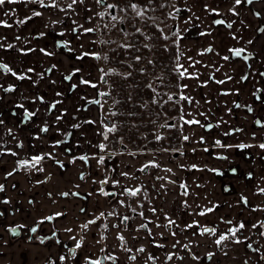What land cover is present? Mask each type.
Wrapping results in <instances>:
<instances>
[{
  "label": "snow or ice",
  "instance_id": "6c2138e0",
  "mask_svg": "<svg viewBox=\"0 0 264 264\" xmlns=\"http://www.w3.org/2000/svg\"><path fill=\"white\" fill-rule=\"evenodd\" d=\"M230 7L227 8V13H230L231 16L239 17L241 12L239 9L243 8L245 5L252 6L249 8L252 15L255 16L259 21H264V17H262V12H264V0H229ZM259 3L260 9L256 10V4ZM6 4L8 5H21L23 4L25 7L28 5H37L40 9L44 10H53V14L63 13L64 17L70 21L69 24L65 25L64 19L52 20L50 24L52 26L55 25H65V27L57 32L55 35L61 37V39L54 41L55 49H63L67 54H73L74 59L79 62L85 61V58H91L95 61H104V62H112V57L109 56L106 52H101L95 49L85 50V45L83 42L78 44V48H74L70 40L65 39L64 37L68 32H71L75 35V39L77 41H81V38L93 33L103 32V31H111L116 30L118 25H123L130 23L133 20H144V21H152L153 26L159 31L160 36L159 39L164 41L162 45L164 52H169L170 48L175 49L174 55L171 57V62L167 65H162V68L167 69V71L175 76V83L172 84L170 80H166L165 74L162 71L159 75L155 76L152 81L146 83L144 87L151 92V96L148 101H145L139 105L134 104V98L132 95V91H135L136 88L139 87L137 84H130L129 89L132 91L128 92V95L125 98V101H121L120 99L113 98L112 93L115 91L116 87L120 86L119 82H127L130 79H133L134 73H137L141 76L147 75L148 69L146 67H137L142 64V62L146 59L143 54L140 53L141 47L148 50V52H152L154 45L149 43H144L137 46L139 41L135 42L127 41L124 43H117L115 40L98 38L91 40V44H99V45H112L116 44V48H112L111 51L114 54H119L123 56V58H118L116 63H118L121 67L126 68L127 71H120L118 68H103L97 66V71L99 76L96 81H93L91 78H85L84 69L82 67L73 66L71 71L67 74L61 73L62 79L59 81L60 84L64 82H68L67 92H75L78 91L80 86H87L91 89L96 90V96L89 98L87 95L81 96L80 99L84 100L85 105L76 106V111H87V105H97L99 109L100 118L98 120L93 119H84L78 120L77 117L73 116L71 123V128L73 129H83L84 125L96 126L95 136L100 137L101 139L93 144L91 140H88L85 136V143L89 144L93 149H97L98 151H93L91 153L84 152L79 155H73L74 148H79L80 141L77 140L75 144L68 143V138L72 137V132L66 131L63 129L62 122L68 117L69 110L63 107L65 92L56 90V86L58 81L55 79H51V75L54 70L57 69V64H51L49 67L37 71L34 67H26L20 69L19 71L14 70L13 67L9 65V63L4 62L0 59V70L3 71L4 74H10L15 78V81H29L30 86L35 88L42 81H44L47 77V83L53 87L54 95L58 99H52L51 101L46 100L45 96L36 93L35 95L28 96L21 94L18 97L17 102H14L13 109L11 110V116L17 117L20 116L21 119L19 121L20 124L27 125L30 122L34 123L33 118H37L41 112V108L37 107L34 110H30V106H26L24 101H29L30 105H35L39 103L44 106V114L47 116L49 114L58 113L54 115V119L52 124L50 125L47 119L42 120L40 125H37L38 131L32 135V139L36 141H40L42 139L41 134L49 133L53 128H55L56 133L59 136H62L63 139H55L50 144L49 147L52 151L49 152H40L38 154H33L26 157L20 156V151L23 150L25 145L23 140L18 139V134L13 131L12 127H8L7 131L3 133V136H0V157L2 156H11L17 158L15 161V166L11 171H7L4 175V179L12 177L14 174L19 172L20 170H27L29 172L35 171L38 173L45 172V168L43 166V162L45 160H51L54 162L56 166L61 170H66V165L64 160L58 158V153L56 149L61 145H65L64 152L66 153L68 158V164L75 165L77 161H81V169L78 173V178L80 181H85L86 177H90L91 173L83 170L85 167L91 168V161H95L97 166V171L103 169L104 175L102 179H92V183L98 185V188L95 190L96 194L103 196L105 198L111 197L115 203L111 206V210L105 212L100 211L98 214L94 215L92 218L86 219L83 223L78 225L79 231L77 232L72 227H66L63 231L69 234V239L73 242L72 246H69L68 243H64L59 238H57V230L53 229L51 234L48 236H37L36 239L39 240L41 244H44L45 241H51L55 239V243L62 244L63 252L57 257L60 262H70L75 260L76 264H80L82 260L84 264H106V262H110V264H121V257L116 254L115 251H112V245H109L107 241L109 240V232L110 229H114V239L116 241L115 247L118 248L122 253L125 254V259L128 261L137 262L138 256L143 254V264H157L159 261L160 264H170L173 261H179L180 264H185L186 259L190 257L189 264L195 262V264H202V257L192 249V240L188 239V242L182 243L180 239L177 237L179 235L185 234L188 230H193L191 232L192 237L200 236V237H214L212 243L215 245L216 249L226 258L229 256L228 246L229 244L241 245L246 244V248L251 250L252 253L257 254L258 259L251 260V264H264V245H261L258 240L254 242H249L254 240V236H259L260 238H264V219H257L255 222L246 219H225V217L221 216L220 222L228 225L226 231H219L217 227L207 226L201 224L199 220L193 219L191 222H184L183 224L179 223L172 216H169L167 212L164 211L163 208L158 209L153 205L152 199L150 197V193L148 191V187L140 182L139 177L135 176L132 171H119L117 172L118 165L113 167L110 165V161H112L118 155H129L133 158L137 156H144L148 153H151L154 158L147 160L142 163L141 166L136 169V171L140 173H146L149 169L162 170L164 173L169 175H155L153 177V182L151 183L152 191L156 193L155 198L159 199L162 196H166L170 191L169 185L178 188L179 196L184 199L181 200V207L184 209H191L192 204H195L196 200L201 198V193L196 192L195 189H202L204 185L198 183L196 180L192 181V185L194 188L189 185L187 180H177L172 177L175 176V172L171 167H163L161 162L156 158L157 152L156 150L147 148L145 145L143 148H138L137 151L127 152V144L124 143V137L118 136V139L115 143L122 145V149L120 152L109 151V142L112 140L113 136H117L122 125L117 121L114 122L110 120L108 117L111 116L113 118L126 116L128 118H139L143 120L144 116L142 113L133 111L131 109L126 112H121L118 108L122 103H127L128 105H132L133 108L139 107L148 110L149 105H157L159 109L164 108L168 104H172L178 109V117L172 118L174 121L168 123L167 119L164 124L159 125V128L166 130H178L181 135L180 139L182 142H194L196 144H206L207 141L203 135L199 137V140L193 141V138L187 134H184L185 126H198L200 128L205 129L206 131H210L213 128H219L222 124H228V121L224 120L222 117L218 119L215 123L212 122H202L198 117H204V121H210V116L212 109L208 107L206 110H201L205 105H211L212 101L208 99V94L206 93L202 97L201 100H197L194 96L188 94L189 84L184 83L183 81H195V87L198 89L208 88L211 84L215 85H226L227 83H234L236 85H241L243 82L254 80L258 75L261 78H264V71H256L249 72L245 71L243 75L239 77V79H234L233 74L231 72H223V78H217V73H221L226 65L230 64L233 59L238 58L243 61L246 65L247 69H253L254 65L258 62L264 64V61L258 60V54L249 51V45L254 44L253 39L244 38L241 33V29H236L235 31H230L229 35L233 41H235L234 46H230L226 49L227 54L221 55L216 48L209 44L207 47H204L196 52V56L201 59H196L192 55H187L185 51L181 49V41L183 40L182 31L179 25H176L175 30L171 31V34H166L163 28H160L158 24L155 23L159 17H155L149 15V13L155 12L157 10V0H125L124 6L120 5L119 0L114 3H109L108 0H70V2L63 4L61 0H0V9H2ZM96 6H102V11H94ZM160 9H164L169 7L167 3L158 4ZM173 11L169 12L167 15L169 18L173 20L178 19V15H174V13L178 14L182 11L181 8L176 7L175 4L171 5ZM84 11L85 15L81 17L80 11ZM204 12L207 15H214L216 17H223L224 13L220 11V9L212 4L205 3L203 4ZM30 15L25 14L23 18L16 16V9H8L3 11L2 17L0 18V27L6 29H12L13 25H26L29 21H32L34 17H42L43 12L37 10L36 8L29 9ZM186 11L191 13L188 15L186 19L183 20L184 25L192 24L193 21H200L201 17L197 16L195 12L192 11L191 8H186ZM14 17L12 23H9L8 18ZM75 17V18H73ZM108 19V23L100 24L99 22L94 23V21H102L104 18ZM84 20L85 23H81V20ZM163 22V21H162ZM236 23L235 20H227L224 18L214 19L212 21L213 25H223L226 26L227 29H233V25ZM244 27H248L247 24H244L243 21H240ZM49 23L44 24V28L48 29L50 27ZM86 24L93 26H86ZM134 31L129 32L126 28L120 27L118 30L124 37L132 36L135 38L137 34L143 37L145 40L151 41L154 39L153 36L147 35L142 28L135 27L133 25ZM171 27V26H169ZM254 30L258 33L264 34V22L257 23L255 25ZM183 31H187L185 27ZM51 33L47 31H38L35 35H31L30 39L26 37H22L17 34L14 37L15 41H20L22 45H30L33 40L39 41L41 38H45ZM200 36H211V29L200 31ZM8 37L0 35V50H4V52H0V56L6 55L7 50H14L22 56H27L28 54H34L39 52L44 57H54L57 55L55 50H49L47 47H17L13 42H7ZM168 41H171V46L168 44ZM243 41V44H241ZM122 50V51H121ZM126 54V55H125ZM208 54H213L219 58V60L223 61L224 64L218 63V61H210L205 64L203 62V57ZM250 59L252 63H249ZM157 61L155 58H148L147 65L151 67H155ZM197 65H200L204 69H210L207 72V78L202 79L205 75L204 72H201ZM189 69H192L191 71ZM79 74V79L77 82H72L74 77ZM35 77V78H34ZM109 77L119 78V82L116 79L110 80ZM100 84L105 85V90H100ZM175 87L176 92H163L160 89ZM0 92L4 94L8 93H16L17 85L16 83H10L5 86L3 83H0ZM220 96L228 97L232 95H239L240 88L236 87L234 89H225L221 88L218 90ZM167 97L164 99V97ZM251 96L254 97V104H259L264 106V88L255 87L251 92ZM112 98V105L108 108L107 112L104 111V105L107 103V100H102L101 98ZM4 99L3 96H0V101ZM185 104H187L192 110L188 111L185 109ZM232 107L227 106L225 104L226 112L228 115H232L234 109H243L249 114H254L255 109L253 104H241L235 100L231 101ZM16 109L21 110L17 112ZM157 117L160 116V112L157 111L155 113ZM166 115V114H165ZM148 122L155 126L157 124V120L148 116ZM253 123L258 128L264 130V118L256 116L253 120ZM6 126L5 124V114L0 111V128ZM131 128L139 130L140 125L136 123H132L130 125ZM245 129L243 127H235L229 126L226 131L222 134L225 137H232L237 133H244ZM81 135H84V132L81 131ZM142 138L147 140L148 133H142ZM154 138V142L160 144L165 139H168L160 131H155L152 133ZM4 137H10L14 142L13 146H8V141L4 139ZM251 137L253 140L256 139V133L252 132ZM153 141H149L152 143ZM35 147V145H32ZM213 149H221V150H232L236 149L241 153L247 149L258 148L261 153H264V141L253 144L246 142H239L235 144L224 143L220 139H215L212 145ZM198 149L192 148L191 151L195 153ZM203 152L209 153L211 150L209 147H203ZM159 153H176L179 156H184L185 153L182 148H176L172 146L161 147L159 149ZM215 159L228 161L229 156L224 155L222 152L212 153ZM176 157L173 156V159ZM247 158V157H246ZM259 159L264 161V155H259ZM127 167V165H126ZM181 170H196L200 172H210L216 176H224L225 172L216 167H207V165L201 167L198 164H178ZM228 171L233 175L238 174V168L230 167ZM245 178L251 182L254 178V173L252 171H248L245 174ZM51 178V174L45 177L44 180L36 181L37 184H44ZM121 178L123 180L133 182L132 186L129 184L122 183ZM260 181L264 182V176H261ZM158 183V186H157ZM106 185H111V190H106ZM12 189H15L17 185L13 183L11 185ZM75 188L79 189L80 184H75ZM223 191L226 193H230L232 188L229 185L223 186ZM6 192V185L4 183H0V193ZM253 196L255 197H264V186H260L256 184L253 186ZM47 195L49 198L53 196L52 192H48ZM58 195L62 198L77 197L83 200H87L89 197L93 196V192H88L86 195H82L79 191H62L59 192ZM124 197V198H121ZM127 197L135 198L136 206L133 207L130 202L127 201ZM192 200V203H189V200ZM204 199L207 200V195H204ZM55 202V201H54ZM167 201H165L166 203ZM29 204L35 203L34 200H29ZM145 203L149 205L148 211L152 213L153 216L159 212L164 216L165 222L163 224L157 222V219H152L151 217L145 214V211L138 210L143 209ZM11 200L8 198L0 199V205H10ZM243 205L244 208L248 209L252 213H264V204H256L252 205L249 197L244 193L239 194V198L235 202V206L239 207ZM196 211H190L189 214L192 216L199 217H207L209 214L215 213L217 209L221 207L220 202H213L211 200L207 201V204L201 206L200 204H196ZM228 208H233L232 204H227ZM120 208L127 209L131 213L135 214L141 218V222L135 226V231L139 233L143 231L145 233V238L150 240L152 247L156 249L165 250L164 251V259L160 260V257L155 255L154 253L148 251L145 245L140 244L138 247L129 246V239L126 237L125 233L128 231L129 222L135 218V216H130L125 214L124 212L119 211ZM15 211H19V208H16ZM80 213H85L86 209L81 207L79 209ZM4 212L0 211V217L4 216ZM66 213L57 211L53 214L41 217L35 224L32 226L29 231L32 234H36L38 228L43 225L46 221L53 222L57 218L63 217ZM110 218L116 219L117 223H111ZM98 226V237L94 238V245L99 246L97 248V253L102 255H97L96 253L92 254H84L83 249L86 246V236L87 233L91 231L93 227ZM152 224L155 228L160 229L164 228L168 230V234L174 238V242L171 245V249H167V245L160 243L156 236H159L161 239L165 238V233L163 231L154 233L153 229L149 227ZM27 227L26 225H16L9 226L7 231L10 232L13 236L19 235V229ZM179 230V231H177ZM245 232L248 234L246 235ZM75 233V234H74ZM132 241H138L140 237L137 235H132L130 232L128 233ZM29 239H32L30 236ZM254 243L256 246H254ZM178 246L184 250L185 255H180L176 249ZM79 251V256H78ZM206 259L209 262H212L214 258L217 256L216 251H207ZM49 264H56L55 260L49 259ZM243 264H250L249 259H244Z\"/></svg>",
  "mask_w": 264,
  "mask_h": 264
},
{
  "label": "crops",
  "instance_id": "0c3cea01",
  "mask_svg": "<svg viewBox=\"0 0 264 264\" xmlns=\"http://www.w3.org/2000/svg\"><path fill=\"white\" fill-rule=\"evenodd\" d=\"M186 3H185V2ZM70 2L69 1H61L62 5L66 4ZM183 3H185L188 8H191L193 12H195V14L197 16L201 17L200 21H193L192 24H188V25H184L183 24V20L187 18L188 15H191V13L188 12V14H186V16H182L181 20H180V29L182 31V35L183 37L187 36L186 31H183V29L186 27L187 29L196 25V27L202 31L211 29L212 31V35L211 36H203L205 37V39L203 40L204 42L201 43V41H194L193 45H191L192 50L194 49V45L195 48H199L201 46H203V44H209L212 43L216 50L219 51L221 53V55L227 54L226 49L230 46H234L235 45V41H233L229 35L230 31H235L236 29H241V33L243 34L245 40L246 39H253L254 40V44L253 45H249L248 50L249 51H256L257 54L259 55V59L261 61H264V34H259L256 35V31L254 30L255 25L258 23V19L252 15L251 11H249V7L248 6H244L243 8L239 9L241 12V15L239 17H234L231 16L230 13H227V8L230 7V2L229 0H183ZM208 3V4H212L213 6H218V8L220 9V11L222 13H224L223 18H225L226 20H235L236 23L233 25V29L229 30L226 28V26H218L216 28L212 27V19L214 18V15H207L204 12L203 9V4ZM16 9V16L23 18V16L25 14H29L30 15V11L29 9L31 8H36L37 10H40L43 12V16L42 17H34L32 21H29L26 25H13L12 29H6L3 27H0V35L3 36H7L8 37V41L7 42H13L16 44L17 47H47L49 50H55L57 52V55L54 57H44L42 54H40L39 52H36L34 54H28L27 56H22L19 53H17L14 50H7V54L0 56V59H2L4 62L9 63V65L11 67L14 68V70L19 71L20 69L26 68V67H34L37 71H41L47 67H49L51 64H57V69L58 70H54L53 74L51 75V79H55L58 81L57 86H56V90L59 91H67V84L64 82L63 84H60L59 81L62 79L61 77V73H65L67 74L69 71H71V69L73 68V66H77V67H81L83 65H81V63L79 61H76L74 59V56L69 57L68 55H66V53L61 52L58 49L54 48V44L52 43L53 41V37L55 36V34L59 31H61L65 25L69 24L70 21L67 20L66 17H64L63 13H56L53 14V10L49 9V10H44V9H40L39 6L37 5H28L27 7H25L23 4L21 5H8L6 4L2 9H0V18L2 17V13L5 10L8 9ZM256 8L260 9V5L259 3L256 4ZM78 11H80L78 9ZM94 11H97V7L94 9ZM80 15L81 17H83L85 15L84 11H80ZM75 18V17H73ZM58 19H64L65 20V25H55L52 26L50 24V21L52 20H58ZM9 23H12L14 20V17H9L8 18ZM240 21H243L244 24H247L248 27H244L243 24L240 23ZM81 23H85V21L82 19L80 21ZM96 21H94L95 23ZM195 22V24H194ZM45 23H49L50 27L48 29L44 28V24ZM194 24V25H193ZM93 26V25H91ZM38 31H47L49 33H51L50 35H48L45 38H41L38 42L33 40L31 42L30 45H22L20 41H15L14 37L15 35L19 34L22 37H26L29 38L31 37V35H35ZM66 38H71L73 37V47L74 48H78V41H75V35L71 32H68L65 36ZM241 44H243V41H241ZM0 52H4V50H0ZM191 55L194 57V50L192 51ZM213 61H218V63L220 64H224L223 61L219 60L218 57L215 56V59ZM243 62L240 63H235V62H231L230 64L226 65L225 68L222 70L221 73H217V78H223V72H231V74H233L234 79L237 78V76H239V73L241 70H243V66H242ZM197 68L201 71L204 72L205 75L202 77V79H206L207 78V72L210 71V69H204L202 68L200 65L197 66ZM260 68H264V64L261 63H256L253 67L254 70H258ZM190 71L192 69H189ZM35 78V77H34ZM79 79V74L74 77V82H77ZM189 82V81H188ZM187 82V83H188ZM0 83H3L5 86H7L10 83H16L17 85V92L16 93H8V94H4L2 92H0V96H3L4 99L2 101H0V111H2L5 114V130L7 131L8 127H12L13 131L15 133L18 134V139L21 140L23 138V131H25L24 128H22L20 126L19 120H17V117H13L11 116V108H13V104L14 102H17L18 97L21 94L24 95H28V96H32L35 95L36 93H39L40 95L45 96L46 100L51 101L52 99H58L57 97H55L54 95V91H53V87L47 83V77L44 81H42L39 85H37L35 88L30 86V82L29 81H15V78L12 77L10 74H4L2 70H0ZM189 84V83H188ZM189 92L190 95H193L197 100H201L202 101V97L207 93L208 94V99L209 100H213L211 105H205L204 108H202L201 110H205L208 107H212L214 106V101L216 102H220V106L221 104H223L222 102L224 100L228 101L227 106L231 107V101H233L235 98L240 97L243 101L247 102L250 101L251 99L248 98L249 95L248 93L250 92L249 86H247L246 88H240V94L239 95H232V96H228V97H224V96H220L218 90L221 88H225V89H234L236 88V84L230 82L227 83L226 85L220 86V85H215V84H211L210 87L208 88H204V93L202 92L203 89L201 90L202 94H200V90L198 88L195 87V81H190L189 84ZM244 89V90H243ZM66 94V93H65ZM75 101L73 98H65L64 97V104L63 107L67 108L69 110V115L68 117L62 122L63 125V129L65 130L66 128H70L71 123H73L74 121L72 120V117L75 116L78 118V120H81V115L79 112H77L76 109V105L75 103H71ZM24 103L26 104V106H30V110H34L35 108L39 107L41 108V112L39 114V116L37 118H35L36 120L30 123V125H32L33 127H37V125H39L42 120L47 119L49 124L51 125L54 119V115L58 114V113H53V114H49V115H45L44 114V106L40 105L39 103L35 104V105H30L29 101H24ZM21 110L17 109V112H20ZM243 114L244 111L239 110L238 112H233L232 115H228L226 112V108H225V104L222 106V108L220 110H217V114L214 117V120H218L221 117L228 121V124H234V123H238V124H244L243 120ZM201 120H204V117H198ZM211 119L213 118L210 117ZM224 124L221 125L222 130H225L223 128ZM3 127V128H4ZM187 128L190 127L186 126ZM1 129V128H0ZM36 128H32L30 134L33 135V132L35 133ZM192 129V127H191ZM53 131L55 130V128L52 129ZM74 130V136L72 138V144H74L75 141L80 140L79 137V133L81 132V130L78 129H72ZM251 131H256L257 135L260 134V131L257 129H250ZM201 135H204V137H206L207 143H211L213 141V139L216 136L221 137V135L214 133V132H204L202 131L200 128H194V141L195 140H199V137ZM32 137V136H31ZM242 136H240L241 138ZM233 139V138H232ZM244 139V138H242ZM230 141V140H229ZM8 145L9 146H13L14 147V142L11 139H8ZM206 143V144H207ZM189 147V146H188ZM197 148L198 150L195 152V154L192 152L191 153V149L192 148ZM214 152H219V151H223L221 149H214ZM189 152L182 158H180L179 160H174L171 157L170 153H159V151L157 152V156L156 158H158V160L161 162L163 167H171L173 169V171L175 172V176L172 177L173 179H177L179 180H187V182L189 183L190 186H192L194 188V185H192V181L196 180L198 183L204 185V187L202 189H195L196 192L201 193V198L199 200L195 201V204H192V208L191 209H184L181 207V200H183V197L179 196V190L178 188H175L171 185H169V189L170 191L168 192V194L166 196H162L159 199H156V193L154 191H152L151 188V183L153 182V177L155 175H169L167 173H164L162 170H156V169H149L147 170L146 173H140L138 171H136V169H138L142 163L146 162L149 159L154 158L153 155L151 153H148L147 155L144 156H137L135 158L129 156V155H118L117 157L114 158L113 166H119L117 169V172L119 171H132L135 176L139 177L140 182H142L144 185H146L148 187V191L150 193V197L153 198L152 199V203L154 206H156L158 209L163 208L165 212H167V214L169 216H172L174 219H176L179 223L183 224L184 222H191L193 219L199 220L201 222V224L204 225H212L217 227L220 231H225L227 228V225L220 222V217L223 216L225 218H230V219H246V220H251L252 222H255L257 219H262L264 217H262L261 213H252L250 212L248 209L244 208L243 205H240L239 207L235 206V202L237 201V199L239 198V194L240 193H244L245 195H247L252 203V205H256V204H260V199L261 197H255L253 196V186L256 184H259L260 186H264V183L262 181H260V177L263 175L261 173H259V171H257L256 173V177H254V179L251 181V183L248 186H244V183L237 186L236 191L234 192H230V193H226L222 190L221 183L222 181H226L225 179H219L217 178L215 175H213L210 172H200V171H196V170H181L179 167H177L178 164H198L199 166L203 167L205 165H207V167L211 168V167H216L222 164V162H218V161H213L211 159H209L210 154L209 153H205L202 150H199V147L197 146L196 143H193V145L191 147H189ZM42 151H37V152H32L30 155L33 154H38ZM232 152V151H231ZM29 155V154H27ZM29 155V156H30ZM13 158L14 157H10ZM208 158V160H207ZM11 163V167H13V161L10 162ZM127 165V167H126ZM225 165V164H223ZM48 169H45V172H43L42 174L47 173ZM228 178V177H227ZM234 180V183L237 185V180L235 178H231L229 177L227 180ZM122 183L125 184H129V186H132L133 182H129L126 180H123V178H121ZM158 186V183H157ZM62 186H59V188L53 193L54 197L58 196V192L62 189ZM207 195V200L204 199V195ZM124 198V197H121ZM49 199L50 198H44L41 196V194L37 195L36 198V202L38 201V204L40 203L43 207L42 211L40 214L37 215L38 216H45L46 214H53L57 211H63L61 208H57L58 205H60V203H63L64 201L61 199H57V202L53 204L49 203ZM127 199V198H126ZM211 200L213 202H220L221 207L219 209H217V211L215 213L209 214L207 217H199V216H192L189 214L190 211L194 212L196 211V204H200L201 206H204L207 204V201ZM100 201V205L101 207L97 210L93 209V202L92 200L88 201L87 205V210L84 213L83 217H74L75 214V210L73 208H69V210L67 211V214L62 217L64 220V223L66 227H72L73 229H77L78 225L80 224L81 221H83L84 219H89L92 218L94 215L98 214L100 211H109L111 210V206L115 203V201H112L111 203H107L104 201V199L102 197L99 198ZM128 201V200H127ZM165 201H167L165 203ZM131 203V202H130ZM189 203H192V200H189ZM69 204H71V202H69ZM132 206L135 207L136 206V201H133ZM227 204H232L233 208H228ZM149 205L147 203H145L144 208L143 209H138V210H142L145 211V214L149 217H151L152 219H157V222L163 224L165 222L164 220V216L161 215L159 212L156 214V216H153L152 213H150L148 211ZM119 211L124 212L125 214H128L130 216H135V214L131 213L130 211H128L127 209L124 208H120ZM36 217V216H35ZM34 217V218H35ZM111 223H117L118 221L116 219H112L110 218ZM141 222V218L138 216H135V218L133 220H131L129 222V228L128 231L125 233L126 237H128L129 239V246L132 247H138L140 244L145 245V247L148 249V251L154 253L155 255L160 257V260L163 261L164 259V251L165 250H161V249H156L154 247H152L150 240L145 238V233L143 231H140L139 233H137L135 231V226L137 224H139ZM100 222H97V227H93L92 230L96 231V237H98L99 232H98V226H99ZM60 230L62 231V225L59 226ZM149 227H151L153 229L154 233H158L163 231L165 233V238L161 239L159 236H156V239L163 244L167 245V249L170 250L171 249V245L174 242V238L171 237L168 234V230L164 229V228H160L157 229L155 228L154 225L150 224ZM179 231V230H177ZM193 230H188L185 234L183 235H179L177 238L180 239L182 241V243H186L188 242V239L192 240V249L194 252H196V254L200 255L202 257V264H243V260L244 259H249L250 260V264H251V260H256L258 259V257L250 252L248 249H245V245L241 244V245H235V244H229L228 246V250H229V256L228 257H224L215 247V245L212 243V240H214V237H209V236H205V237H200V236H196V237H192L191 236V232ZM114 229H110L109 232V240L107 241V243L109 245H112L113 247L111 248L112 251H115L117 255H119L121 257V264H143V254H141L140 256H138V261L137 262H133V261H128L125 259V254L122 253L118 248L115 247L116 241L114 239ZM131 233L132 235H137L138 237H140V239L138 241H132L130 236L128 235V233ZM75 234V233H74ZM246 235L248 234L247 232L245 233ZM64 240H67L68 236L63 233L62 231V235H61ZM87 237H90L89 233H87ZM21 247H15V252H13L12 250V246H8L6 245V247H3L5 252L4 255H0V264H20V257L24 254H28V259H27V263L26 264H41L45 259H46V255H48V252H45L43 250H41V246L39 244L33 243V244H29V243H23L21 244ZM41 250V251H40ZM176 251L179 252L180 255H185V252L183 249H181L179 246L176 249ZM207 251H216L217 252V256L214 258V260L212 262H209L206 259V252ZM12 253H14L13 257H12ZM12 257V258H11ZM82 261V260H81ZM190 261V257H188L186 259L185 264H189ZM157 264H160V262L158 261ZM170 264H180L179 261H173L170 262ZM192 264H195V262H192Z\"/></svg>",
  "mask_w": 264,
  "mask_h": 264
},
{
  "label": "flooded vegetation",
  "instance_id": "af4514ba",
  "mask_svg": "<svg viewBox=\"0 0 264 264\" xmlns=\"http://www.w3.org/2000/svg\"><path fill=\"white\" fill-rule=\"evenodd\" d=\"M61 1H69V0H61ZM141 1V0H140ZM170 3V9L169 12H172L173 9L171 7V5L175 4L176 7H179L182 9V11L178 14L174 13V15H178V19L176 20H172L171 23V28L170 31L175 30L176 25L180 24V20L182 18V16H186V14H188V12L186 11V8H188V6L183 3V0H168ZM187 1V0H186ZM109 3H114L117 2V0H108ZM121 6H124L123 2H120ZM248 6V5H245ZM97 7V11H102L103 8L102 6H96ZM218 7V6H217ZM249 8H251L252 6H248ZM256 10H259L258 8H256ZM168 12V13H169ZM159 19L160 21H163V23H166L168 21V15L167 14H160L159 15ZM262 17H264V12H262ZM218 18H223V17H216L214 16V19H218ZM225 19V18H224ZM227 21V20H226ZM99 22L100 24L103 23H108V19L107 17L104 18V20L102 21H96ZM95 22V23H96ZM264 21H258V23H262ZM195 24V22H194ZM193 24V25H194ZM86 26H91L89 24H86ZM126 24L123 25H118L116 30H111V31H103V32H98V33H93V34H88L84 37L81 38L80 42H83L85 45V50H91V49H95L101 52H106L109 54V56L112 57L113 53L111 51L112 48H116V44H112V45H99V44H91L90 41L94 40V39H98V38H104V39H111V40H115L117 41V43H124L129 41V37H124L122 35V33L119 32V28L120 27H124L126 28L129 32V28L126 27ZM218 26H223V25H213V28H216ZM202 31L200 29H198L196 27V25L190 27L187 29L186 33L187 36H185L183 38V40L181 41V49L183 51L186 52L187 55H191V51L189 49H192L193 47H191V45H193V42L195 41H201L204 42L203 40L205 39V37H202L199 35V32ZM261 33L256 32V35H259ZM65 39H68L66 37H64ZM61 39V37L59 36H54L53 37V44L55 40ZM73 37L69 38L68 40L73 41ZM75 41H77L75 39ZM212 44V43H209ZM209 44H203V46L199 47V48H195L194 45V58L196 59H201L200 57L196 56V52L204 47H207ZM213 45V44H212ZM73 46V43H72ZM214 46V45H213ZM215 47V46H214ZM61 52L66 53L63 49H58ZM255 53H257L256 51H253ZM69 57L74 56L73 54H67ZM215 59V55L213 54H208L205 57H203V62L205 64L209 63L210 61H213ZM258 59H259V55H258ZM232 62L235 63H240L243 62L241 60H239L238 58L233 59ZM81 66L84 69V75L85 78H91L93 81H96L99 73L97 71V66L99 67H103L105 69L107 68H116V66H113V62H104V61H95L92 60L91 58H85V61L80 62ZM249 63H252V60L250 59ZM198 66V65H197ZM243 66V70L240 71L239 76H237V80L239 79V77L241 75L244 74L245 71H249V72H256V71H264V68H260L258 70H254V69H247L246 65L242 64ZM110 78V77H109ZM74 82V81H72ZM184 83H187L188 81H183ZM68 85V82H65ZM190 84V81L188 82ZM239 88H246L247 86H249L250 92L248 93L249 97L251 100L250 101H243L240 97L235 98L234 100L241 103V104H253V107L255 109V113L254 114H249L247 113L245 110L243 109H234L233 112H238L239 110L244 111L243 114V120L244 124H238V123H234V124H224L223 128L225 130H222L221 127L219 128H213L210 131H206L203 128H200L198 126H190V130L189 128H187L185 126L184 128V134L189 135L190 137L193 138L194 136V128H200L202 131L204 132H214L217 133L219 135H221L224 131H226L228 129L229 126H235V127H243L245 129L244 133H237L232 137H225L222 136H216L213 141L211 143H207V144H197V146L199 147V150L202 149L203 147H209L210 148V157L209 159L213 160V161H218V162H222L221 165L216 166V168H219L221 170H223L225 172V175L220 177V176H216L219 179H225L226 181H222L221 183V188L223 190V186L224 185H229L232 188L231 192L236 191V187L243 184L244 186H248L251 182H249V180H247L245 178V173L248 171H252L254 173V177H256V172L259 171V173L263 174L262 176H264V161H261L259 159V155H264V153H261L260 150L258 148H253V149H247L244 150L243 153H241L240 151L236 150V149H232V150H223V151H219L222 152L224 155H228L229 156V160L228 161H223V160H218L215 159L212 153H215L214 149L212 148L213 142L215 139H220L222 140L224 143H230V144H235V143H239V142H250L253 144L259 143L264 141V130L258 128L257 126L254 125L253 120L256 116H259L261 118H264V106H261L259 104H254V97L251 96V92L254 90L255 87H261L264 88V78L259 77L258 75L255 77L254 80H250V81H246L243 82L241 85H236ZM100 90H105V85L100 84ZM200 90V94H202V92L204 93V88L203 91L201 92L202 89ZM244 90V89H243ZM65 98H73L75 101L71 102V103H75L76 106H81V105H85V101L81 100L80 97L87 95L89 98L95 97L96 96V90L91 89L87 86H83L81 85L78 91L75 92H67L65 91ZM188 94H190V92L188 91ZM113 96V94H112ZM193 96V95H192ZM102 100H107V103L104 105V111L107 112L108 108L112 105V98H101ZM213 101V100H212ZM223 104H221V106L219 105L220 102H216L214 101V106L211 112V116H213V118H210V121H204L202 120V122H212L215 123L216 120H214L215 115L217 114V110H220L222 108V106L226 103H228V101L224 100L222 102ZM185 109L188 111H191L192 109L185 104ZM232 107V104H231ZM13 108H11L12 110ZM87 111H80V117L81 120L84 119H93V120H98L100 118L99 115V109L97 105H87ZM10 110V111H11ZM206 110V109H205ZM17 111V109H16ZM110 120H112V117L109 116L108 117ZM21 117L17 116V120L20 121ZM33 120L35 121L36 119L33 118ZM31 123V122H30ZM27 124H20V126L22 128L25 129V131H23V138L21 140L24 141V149L23 150H18L20 151V156L21 157H26L29 156L32 152H37L42 151V152H49L52 151V149L49 147V144L55 140V139H63L62 136H59L56 131L51 130L49 133L47 134H41L42 139L40 141H36L34 139H32V135L30 134L32 128H36L34 131L35 133L38 131V128L35 126L33 127L32 125ZM229 123V122H228ZM41 124V123H40ZM39 124V125H40ZM189 127V126H188ZM192 127V129H191ZM257 129L260 131V134L257 135L256 133V139L253 140L251 137V133L254 131L250 132V129ZM73 128H66V131H70L72 132V137L68 138V143L72 144V138L74 136V130H72ZM81 131L84 132V135H81V132L79 133V137H80V147L79 148H74L73 151V155H79L82 154L84 152H88L91 153L93 151H98L97 149H93L89 144L85 143V136L87 137L88 140H91L93 144L97 143L101 138L98 136H95V130H96V126H89V125H84L83 129H80ZM6 132L5 127L0 129V136H3V133ZM33 132V134H35ZM204 136V135H203ZM240 136H242L240 138ZM233 138V139H232ZM244 138V139H242ZM4 139H6L8 141V139H11L10 137H4ZM206 139V137H205ZM230 140V141H229ZM194 141V138H193ZM207 141V140H206ZM76 143V141L74 142V144ZM194 142H184L183 146L180 147L182 148V150L184 151L185 155L189 152V147H191L193 145ZM9 144V143H8ZM32 145H35V147H32ZM9 146V145H8ZM189 146V147H188ZM64 147L65 145H61L59 148L56 149V152L59 154L58 158L64 160L65 165H66V170H61L59 169L58 166H56L54 164L53 161L51 160H45L43 162V166L45 169H48L47 173L42 174V173H38L35 171L29 172L27 170H20L19 172H17L16 174H14L12 177L8 178L7 180L4 179V175L7 171H11L12 168L15 166V161L17 158H10L11 156H2L0 157V183H4L6 185V192L5 193H0V199H4V198H8L11 200V204L10 205H0V211H3L5 214L3 217H0V255H4V248L6 247V245L8 246H12V251L15 252V247H21L23 243H29V244H39L41 246V250L48 252V255H46V259L41 263V264H49V259L51 260H55L56 264H69V262H60L58 261L57 257L64 251L63 250V246L62 244H57L55 243V239L51 240V241H45L44 244H41L39 242V240L36 239L37 236H48L51 234V231L53 229L57 230V238H59L61 241H63L64 243H68L69 246L73 245V242L69 239V236L67 233H65L63 230V233H65L68 238L67 240H64V238L61 236L62 235V231L60 230V225H62V228H66L64 220L62 217L57 218L55 221L53 222H45L43 225H41L38 228V231L36 234H32L29 229L34 226V224L41 218L44 216H38V214L41 213L43 207L42 205L39 203L38 201L36 202V198L38 194H41L42 197H46L49 198V196L47 195L48 192H52L54 193V190L56 191L59 186H62L63 188L59 191H79L81 192L82 195H86L88 192H93V196L89 197L87 200H83L77 197H71L69 196L68 198H62L59 195L57 197L52 196L49 199V203L53 204L57 202V199H61L64 202L60 203V205H58L57 208H61L64 212L67 214V211L69 210V208H73L76 212L74 214V217H83L84 213H80L79 209L81 207L85 208L87 210V203L88 201L92 200L93 202V209L97 210L101 207V205L99 204V198L102 197L104 199V201L107 203H111L112 201H114L111 197L105 198L103 196H100L98 194H96V189L98 188V185L93 184L92 183V179H102L104 172L103 169H100L99 171H97V166L95 161H91V168H87L85 167L83 170H85L86 172H90L91 176L90 177H86L85 181H80L78 178V173L81 169V165L82 162L81 161H77V163L75 165L72 164H68V158L66 153L64 152ZM156 151H159V149H153ZM109 151H116V152H120L121 150H114L111 149V147L109 146ZM137 151V150H134ZM191 151V150H190ZM232 151V152H231ZM127 152H129L127 150ZM132 152V151H130ZM192 153V151H191ZM29 154V155H27ZM195 154V153H194ZM184 155V156H185ZM173 156H175L176 158L174 160H179L180 158L184 157V156H179L176 153H172L171 157L173 158ZM247 157V158H246ZM114 160V159H113ZM113 160L110 161V165L113 166ZM208 160V158H207ZM11 161H13V167H11ZM225 164V165H223ZM115 167V166H113ZM230 167H236L238 168V174L233 176L228 169ZM49 174H51V178L44 184H37L36 181L38 180H44L46 176H48ZM214 175V174H213ZM229 177L231 178H235L237 180V185L234 183V180H227ZM254 179V178H253ZM15 183L17 185V187L15 189H12L11 185ZM264 183V182H263ZM75 184H80V188L77 189L74 187ZM106 190H111V185H106ZM58 192V193H59ZM34 200L35 203L33 204H29L28 201L29 200ZM128 202H133L136 201L135 198H131V197H127ZM55 201V202H54ZM260 204H264V197H261L260 199ZM69 202H71V204H69ZM16 208H19V211H15ZM51 214V213H50ZM50 214H46L50 215ZM262 217H264V213H261ZM36 216V217H35ZM65 216V215H64ZM63 216V217H64ZM35 217V218H34ZM225 219H230V218H225ZM264 219V218H262ZM85 221V219L83 221H81L80 223H83ZM16 225H26L27 227L19 229V235L13 236L10 232L7 231V228L9 226H16ZM207 226H212V225H207ZM215 227V226H213ZM228 227V225H227ZM219 230V229H218ZM227 230V228H226ZM225 230V231H226ZM264 230V229H262ZM76 231L78 232L79 229L77 227ZM220 231V230H219ZM246 233V232H245ZM96 231L92 230L89 232L90 237L86 236V246L83 249L84 254H92V253H96L97 255H102L97 253V248L99 246L94 245V238H96ZM32 237V239H29V237ZM255 240H258L259 243L261 245H264V238H260L259 236H254V240L253 241H249V242H254ZM246 247V244H244ZM15 246V247H13ZM254 246L255 243H254ZM247 249V248H245ZM40 250V251H41ZM249 250V249H248ZM251 252V250H249ZM262 251H264V248H262ZM14 253H12V257ZM79 251H78V256H79ZM255 254V253H254ZM257 256V254H255ZM28 254H24L22 255L20 258V264H26L27 263V259H28ZM11 257V258H12ZM258 257V256H257ZM15 264V263H14ZM70 264H76V261L73 260L70 262ZM80 264H84L83 261H80ZM106 264H110V262H106Z\"/></svg>",
  "mask_w": 264,
  "mask_h": 264
},
{
  "label": "trees",
  "instance_id": "16d2710c",
  "mask_svg": "<svg viewBox=\"0 0 264 264\" xmlns=\"http://www.w3.org/2000/svg\"><path fill=\"white\" fill-rule=\"evenodd\" d=\"M119 2L124 3L125 0H119ZM140 2H143V0H141ZM160 3H167L169 5V7L164 8V9H160L158 7V4H160ZM169 9H170V3L168 0H157V10L155 12L149 13V15H152L155 17H160L159 16L160 14H168ZM172 20H173L172 18H168V21L166 23H163L162 21H160V19H157L155 21V23L158 24L160 26V28H163L164 32L166 34L170 35L171 34V31H170L171 27H169V26L171 25ZM126 25H127L126 27L129 28L130 33L135 30L133 27V25H135V27L142 28L143 31L147 35L154 37L153 40L148 41V40H145L143 37H141L139 34H137V36L135 38H133L132 36H129V38H130L129 41H132V42H135L136 40L139 41V44L137 45L138 47L144 43H149L151 45H154L153 51L151 53L142 47L140 49V53H137V54H143L144 57L146 58L142 62V64L138 65L137 67H146L148 69L147 75L141 76L137 73H134L133 79H130L127 82H119L118 77L117 78H112V77L109 78L110 80L116 79L120 83V86L116 87L115 91L112 94H113V98L120 99L121 101H125V98L128 95V92L132 91L131 89H129L130 84L135 83V84L139 85V87L136 88L135 91H132V95L134 98V104L139 105L145 101H148L150 96L152 95L151 92L144 87V85L146 83L152 81L153 78L155 76L159 75L162 71L165 74L166 80H170L172 82V84L175 83V79H176L175 76H172L167 71V69L162 68V65H167L171 62V57L174 55L175 49L170 48L169 52L163 51L162 45L164 44V41L159 39L160 33L153 26L152 21L133 20L130 23H127ZM168 44L171 46V41H168ZM118 58H123V56H120L119 54L113 53V55H112V62L114 64L113 66H116V68H118L120 71H127L126 68H123L118 63H116V60ZM148 58H155L156 59L157 64L154 68L147 65V59ZM160 91L175 93L177 90L175 87L170 86L168 88L160 89ZM166 98L167 97L165 96L164 99H166ZM118 108L121 112H126L127 110L131 109L133 111L142 113L144 118H143V120H141L139 118H128L126 116H121V117H116V118L112 117V120L114 122L118 121L122 125V127L120 128L118 135L113 136L112 140L109 142V146L111 147V149H114V150H121L122 149V145L115 143V141L118 139V136L124 137V143L127 144V150L129 152L134 151V150H138V148H143L145 145H147V148H149V149H160L162 146L163 147L172 146V147H176V148H180L183 146L184 142L181 141V139H180L181 133L178 130H175V129L166 130V129L159 128V125L164 124L166 119H167L168 123L177 122V121H174L172 119L174 117H178V109H176L174 105L168 104L164 108L159 109L157 107V105L150 104L148 110L145 111L144 109H141L139 107L133 108L132 105H128L125 102V103H122L120 106H118ZM157 111L160 112L159 117H157L155 115V113ZM149 115L151 116L152 119L158 121L155 126H153L152 124H150L148 122V116ZM132 123L139 124L140 125L139 130L131 128L130 125ZM155 131H160L165 136H167L168 139H165L160 144L155 143L154 138L152 136V133ZM142 133H148V139L147 140L142 138V135H141ZM149 141H153V142L149 143Z\"/></svg>",
  "mask_w": 264,
  "mask_h": 264
},
{
  "label": "rangeland",
  "instance_id": "374dc122",
  "mask_svg": "<svg viewBox=\"0 0 264 264\" xmlns=\"http://www.w3.org/2000/svg\"><path fill=\"white\" fill-rule=\"evenodd\" d=\"M191 52L193 51L192 49H189Z\"/></svg>",
  "mask_w": 264,
  "mask_h": 264
}]
</instances>
